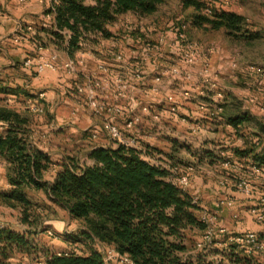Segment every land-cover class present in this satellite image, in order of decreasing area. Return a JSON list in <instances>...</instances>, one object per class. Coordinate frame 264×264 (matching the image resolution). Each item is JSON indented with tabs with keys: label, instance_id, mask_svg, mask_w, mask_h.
<instances>
[{
	"label": "rangeland",
	"instance_id": "1",
	"mask_svg": "<svg viewBox=\"0 0 264 264\" xmlns=\"http://www.w3.org/2000/svg\"><path fill=\"white\" fill-rule=\"evenodd\" d=\"M201 1L205 3L207 8H211L214 12L221 10L220 5L228 6V8L234 5L240 11L243 10L245 15H241L244 18L242 31L228 36L224 29L213 30L208 25H205V27H193L192 18L194 16V10H184L181 7L180 0H169L155 15L149 17L123 18L122 16L120 19L121 23L118 22V27H114V30L118 31L120 34L119 38L123 42H126L127 38H129L141 43V46L137 47V49L125 44L123 47L125 50H122L124 56L125 54L130 56V52L136 50V54L139 56L138 59L131 60L127 57L126 61L137 62L141 75L140 78L131 80L123 74L124 69H121L123 72L119 74H122L123 82L126 86L124 88L125 98H121L116 91L112 90L109 92L98 90L96 94H98L99 99L105 100L106 109L108 110L112 109L115 105L121 106L122 108L128 105V102L125 101L128 100L130 93H134L138 105L137 112L139 111L137 115L141 116L142 121L129 129L127 128L129 117L122 114V119L126 120L125 124H123L122 119H118L121 124L118 123V120L115 124L123 130L128 139H135V145L139 149L145 150L147 152L146 157H149L160 167L163 168L170 164L172 167L178 168L179 171L175 173H178L179 176L182 172L186 171L191 174V180L196 178L197 181L199 180V183L203 185L202 189L196 191V189L188 188V191L192 192L197 198L201 207L198 215L199 217L207 215L213 218L211 227L216 233L215 238L220 242H225L232 235L230 234L231 228L229 226L232 220L238 222L243 221L241 218V209L250 214V209L260 203V200L264 198V196H261L256 201L257 194L255 192L253 198L248 199L236 188V184L241 178L250 180L255 188L257 184L253 182V179L257 175H250L245 171H242L244 174L235 175L232 166L235 165V161H240L232 157L215 156L212 159L211 157L205 156L209 152H212L208 151L210 150L208 142H200L190 136L193 132L191 123L188 118L180 115L179 107H182L184 104L191 106L197 103V101L209 106L211 103L210 98L215 93L222 92L226 95L224 87L219 85L220 82L215 79L214 69L210 62L211 52L215 49H224L230 56L235 57V65H237L238 70L247 64L249 66L253 65L264 68V13L259 12L261 9L256 5L258 0H248L247 2L249 3L245 5H243V0ZM262 10H264V7ZM213 13H207L206 9L203 14L213 18ZM0 16H6V24L19 20L23 24V33L28 34L25 31L26 24L24 25L20 20L21 18L18 19V15L15 13L10 14L6 12L5 15ZM28 19L30 22H33V19ZM148 42L155 46V50L150 55L143 52V48ZM177 42H180V44H177ZM182 42H193L197 45L198 63L196 65L187 66L182 61L180 51ZM7 44L2 42L0 38V46L8 48L9 46ZM34 56L33 53L30 55L32 59H35ZM50 58L51 55L44 56L46 61L50 60ZM147 61L152 64L151 72L147 66L144 67ZM84 63L82 58L78 60L76 74H72L66 68H62L64 64L62 60L59 61V68L56 71L47 69L43 73H38L35 66L33 72L37 76H33V80L27 83L21 80L24 73L19 68H21L22 63H17V67L13 71L6 70L4 67L7 63L0 61V78L2 80L12 86L27 84V88L38 98L36 101L29 102L28 104L32 109L39 107L34 110L35 114H31L35 122L33 128L37 142L49 145L54 154L63 153L61 154L63 156L62 159L66 156H74L79 158L81 163L89 162L86 154L91 145L84 140H93L91 135L95 129L92 126L90 127V125L98 123L102 126L106 119L105 117H109L111 113L105 110L103 114L105 116L97 115L87 105L85 96L78 94L76 90L71 91L73 96L66 93L60 97L59 104L51 93L54 92V82L57 79H64L69 82L71 78L76 77L78 85L84 87L89 82L90 77L101 78V80L111 77L109 76L110 68L107 65H105L106 72L102 71L99 66L95 67L92 65H88V67L95 68L86 71L84 69ZM206 65H209V68ZM174 67L180 70L178 75L172 73L171 70ZM161 74H163L161 81L157 84L156 77ZM234 74H236L235 71ZM225 78L222 81L227 82V86L232 88L230 111L232 113H240L243 111L251 118L249 123H246L243 125V128L239 129L241 133L243 132L245 134L243 136L247 137L243 140L242 144H238L239 146L235 147L236 150H243V147L245 149L254 147L252 140L248 139L252 136L258 137L256 142L261 140L259 147L263 146L264 138L254 131H262L261 128H264V79L256 82L254 79L249 78L250 85L247 86L239 83V79L237 80V84H235L231 83L232 81H226ZM152 87H157V92H153ZM74 88L75 86H73ZM240 90L249 92L241 96L239 94ZM184 91H190L193 97L191 99H185L182 95ZM40 94H45V96L41 98ZM241 97L242 100H239ZM116 98L120 100L117 101ZM43 100H47L46 103ZM23 102L17 99V97L6 96L0 93V106L2 107L22 112L24 108ZM43 103H45V107ZM256 104L258 107L254 108L253 105ZM243 106L246 109L241 111ZM142 107L151 108V112H142ZM210 114L211 112L208 111L204 115L214 118ZM155 115L159 118L155 119ZM116 116L119 117L120 115L116 114L114 117ZM176 119H179L181 122H178ZM168 121L172 124L169 125L167 123ZM92 129L94 130L91 131ZM147 131V137H151L150 140L145 139V132ZM241 133L236 134L237 136H241ZM224 134L222 133L220 137L223 141ZM93 141L100 142V136ZM212 141H209V143L214 147L216 144ZM204 145H206L205 148L207 149H202ZM217 145L223 146L225 143ZM170 148H173L171 153ZM198 150H203V155L198 153ZM219 150L225 151L223 147ZM8 173V166L1 159L0 229L1 227L2 229L10 228L20 234L26 235L36 246V249L31 251V253L16 249L10 259L11 264H42L44 262L42 252L44 248L56 253L79 252L82 254H87L90 249L99 250L103 253L105 249L112 248L110 246L99 245L97 241L85 240L81 236V230L84 227L83 223L69 217L68 212L53 203L42 190H28L26 192L29 199L33 202L32 216L30 217L32 225L23 223L21 220V209L5 202L2 198V194L10 190ZM175 173H173V176L177 177ZM49 178L48 180H50ZM231 180L234 181V187L230 184ZM231 188L233 190H229ZM231 191H237L240 195H231ZM231 199L234 201L238 200L244 205L235 209V205L230 202ZM253 202L255 203L253 204ZM250 217L252 221H256L251 214ZM222 228H225V233H219ZM191 236L196 239V243L201 242L204 238V234L200 232L192 233ZM192 253H196V249ZM252 254L255 257L252 264H264V253H262V250L253 251ZM112 264L123 263L115 260Z\"/></svg>",
	"mask_w": 264,
	"mask_h": 264
},
{
	"label": "trees",
	"instance_id": "2",
	"mask_svg": "<svg viewBox=\"0 0 264 264\" xmlns=\"http://www.w3.org/2000/svg\"><path fill=\"white\" fill-rule=\"evenodd\" d=\"M53 0L45 14L49 24L37 26L32 37L47 49L54 46L71 58L83 50V44L101 45L120 37L115 25L121 17L155 15L169 0ZM184 10L193 9V27L224 29L228 36L242 31L244 18L220 10L213 18L204 15L207 6L201 0H180ZM54 9V10H53ZM132 34V32H131ZM0 93L24 101L21 111L0 106V160L9 168L10 190L2 194L5 202L21 209L22 222L31 224L33 202L28 190H42L48 198L83 223L81 236L126 254L133 264H215L209 256L220 254L219 264H252L255 259L245 247L228 244L226 250L196 252L192 233H205L208 226L199 217V202L188 190L168 180L170 172L152 164L138 150L119 144L94 146L87 151L89 162L74 156L54 161L37 142L35 114L28 101L37 98L25 87H9L0 78ZM234 128L251 121L245 112L227 118ZM264 133V128H261ZM236 150L241 159L251 160L264 175V145ZM207 156L212 157L213 155ZM56 169L54 182L47 174ZM264 242V233L259 235ZM197 245V243H196ZM195 248V249H194ZM31 253L36 249L26 235L10 228L0 229V264H11L15 250ZM42 264H106L99 250L87 254L56 253L44 248ZM227 261V263L225 262Z\"/></svg>",
	"mask_w": 264,
	"mask_h": 264
},
{
	"label": "crops",
	"instance_id": "3",
	"mask_svg": "<svg viewBox=\"0 0 264 264\" xmlns=\"http://www.w3.org/2000/svg\"><path fill=\"white\" fill-rule=\"evenodd\" d=\"M248 0H243V5H245L246 3L248 4L249 2H247ZM88 4L92 5L95 4V1L93 0H88L87 1ZM49 5V1L48 0H31V1H27L25 3H22L20 0H0V15H5V13H10V14H16L18 15L17 18L20 19L24 25H25V31L28 32L27 34V38L25 40L20 41L19 43H14L12 41V37L16 34L18 25L22 23L19 22V20L13 21L10 24H6L7 20H6V16L1 17L0 16V38L2 39V42L4 43H8L7 45L9 46L8 48H5V46H0V61L7 63L6 66L4 67L6 70H15L17 67V63H22L20 66L22 73H24V75L21 77V80H23L24 82L30 83L31 80H33V76H37L35 72H33L35 70V65L39 62L38 59H40L42 56H49L52 55L53 53H57L60 56V60H62V62H64V64L71 60H78L80 58H82V60L85 62V66L84 69L86 71H90L93 70L96 66H100L102 65V63H105L109 68H110V75L113 76L117 73L123 72L121 71V69H124V73L129 79L131 80H135L134 77V69L136 68L137 64L132 62H127L126 59L127 57H129L131 60H134V56L136 54V50H132L130 52V56H128L127 54H125V62L120 63L117 62L115 60V58L112 56V52L114 51H118V52H122V50H125L124 45L126 44L129 47H132L134 49H137V47H140L141 43L139 42H135L134 40H131L129 38H127L126 42H123L120 38L115 39V40H109L106 42H102L101 45H90V44H83V50L81 52H79L75 58H71L66 52L61 51L56 49L54 46H50L47 49H43V50H39L34 42V40L32 39V34L35 32L36 33V29L37 26L40 24H44L45 20V11L47 6ZM259 9L260 13H264V10H262V8L264 7V0H258L257 4H256ZM255 5V6H256ZM220 9L228 11V12H234L237 13L239 15H245V12H243V10H239L238 7L232 5L231 7L228 8V6H224V5H220L219 6ZM5 12V13H4ZM124 17H137L133 14H126L123 16ZM28 18L33 19V22H30V20ZM139 18V17H137ZM120 22V21H119ZM31 23V24H30ZM121 23V22H120ZM118 27V24L115 25V28ZM132 30V28H131ZM31 35V36H30ZM4 39V41H3ZM11 47V48H10ZM34 54L35 59H32L30 57L31 54ZM27 59H32L33 60V65H31L30 67L25 66V60ZM104 61V62H103ZM108 64H107V63ZM210 62L213 66L214 69V73H215V79L220 82L219 85H222L224 87V89L226 90V95H225V99L226 101H224V112L223 114L218 117V118H211L208 117L206 115H204L205 113H207L208 111H210L212 108H210L207 104L204 103H200L197 101V103L194 104H190L191 106H189V104H184L182 107H179V113L181 116H184L186 118L189 119V122L191 123V127H192V135H190L191 137H193V139H196L200 142H208L209 146H210V150L208 151H212L209 152L211 155H213L211 158L214 159L215 156L218 157H232L234 159L239 160L240 162H234L235 165L232 166L233 168V172L235 173V175H241L244 174L242 171H245L246 173L248 172V174H250V165L252 164V161L249 159H241L237 154H236V148L237 146H239L238 144H242L243 140L247 137V136H243L245 135L243 132L241 133V131L239 129L243 128V125L239 128H234L231 124L228 123L227 118L233 114H236L235 112H231L230 108H231V103H232V88H230L229 86H227V82H223L222 80H224L223 78L226 77V81L228 80V82L232 81L231 83H235L237 84V80L239 79V83H241L242 85H247L249 86V78L254 79V81L259 82L260 80L264 79V68L261 67H257V66H249L248 64L243 67L242 69H237V65L236 64V60L235 57L230 56L228 54V52L226 53V51L224 49H218V50H213L211 52V59ZM112 63V64H111ZM150 62H146L145 66H147V68L152 69V64ZM83 64V63H82ZM88 65H92L95 66L94 68H89ZM19 66V65H18ZM63 68V66H62ZM234 71L236 74H234ZM149 74V72H148ZM78 80H76V77L71 78V80L69 82H67V80L64 79H57L54 82V88L51 94L54 96V99H56L57 103L59 104L60 101V97L64 96L66 93L69 94L70 96H73V93L71 92L72 90H76L77 91V87L79 86L77 83ZM89 83V82H88ZM88 83L85 85L87 86ZM224 83V84H222ZM3 84L12 88L15 87H25L27 90H29L32 94H34L29 88H27V84L24 85H15L12 86L9 83H7L6 81L3 80ZM73 86H75V88L73 89ZM221 87V86H220ZM66 89V92H65ZM249 92V91H248ZM245 90H240L239 94H241V96H243V94L246 95V93H248ZM78 93V91H77ZM3 94V93H1ZM79 94V93H78ZM5 95V94H4ZM83 95V94H80ZM6 96H11V95H6ZM36 96V95H35ZM85 96V95H84ZM12 97H16V96H12ZM128 100L125 102H128V105L123 106L124 108V112L122 113L123 115L125 114L127 117H131L133 114H135V112H137L138 110V105H137V100L136 97L134 95V93H130V96H128ZM38 99V98H36ZM36 99L28 101V102H33L36 101ZM117 101L120 100L119 98H116ZM211 99V98H210ZM86 100V97H85ZM239 100H242V97L239 98ZM45 101V100H43ZM47 101V100H46ZM45 101V103H46ZM42 103V102H39ZM45 103H43V106L45 107ZM61 103V102H60ZM29 104V103H27ZM257 104H259L257 102ZM256 105H253L254 108L258 107ZM41 105V104H40ZM199 105V106H198ZM246 109L244 106L242 107L241 111ZM264 109V108H263ZM263 111V110H262ZM166 112V111H164ZM243 112V111H242ZM118 119H122V116L120 115L119 117L116 116L113 118L114 122H116ZM123 120V124H125L126 120ZM178 122H181L179 119H176ZM91 121V120H90ZM119 124L120 120H118ZM169 125H171V122H167ZM94 124V123H93ZM91 124L90 127H94L95 130H98L100 132V142H96V141H91L89 139H85L84 141L89 142V144L91 145L90 149L94 146H111L112 143L110 142V140L108 139L105 131L101 128L100 124H95L93 125ZM94 129H92L91 131H93ZM256 134L261 135L262 138H264V134L262 133L261 130H258L257 132L254 131ZM145 139L150 140L151 137H147L148 135V131L145 132ZM225 133L223 135L224 141L220 139V137L222 136L221 134ZM236 133H241V136H237ZM249 140L251 139L252 142L256 143V140L258 139V137H251L248 138ZM89 140V141H88ZM213 140V141H212ZM209 141L211 142H215V146L212 147V145L209 143ZM259 141V140H258ZM257 141V142H258ZM96 142V143H94ZM221 143H225V145L223 146H219L217 144H221ZM38 146L46 153H48V155L54 160V161H61V159L63 158V156L61 154H54L52 153V149L49 147V145L45 144V143H41L38 142ZM206 145H204L202 147V149H207L205 148ZM223 147L225 149V151H220L219 149ZM214 148V149H213ZM173 148H170V153L172 152ZM199 149V148H197ZM245 149V147H243V150ZM199 151V150H198ZM207 151V150H206ZM198 153L203 155V150L199 151ZM209 154V155H210ZM175 155V154H174ZM207 156V155H205ZM203 157V156H201ZM210 157V156H209ZM55 175H56V169L53 168L48 174H47V179L48 177H50V181L54 182L55 179ZM231 185L234 187V181L231 180L230 181ZM253 182L255 184H257V186H255L254 190L257 194V198L256 201L259 200V198L261 196H264V175L260 174L258 176H256L253 179ZM202 184L199 183V180L197 181L196 179L191 180L190 183V187L189 189H196V191L199 189H202ZM232 187V188H233ZM229 189V190H233V189ZM190 192V191H189ZM192 195H194L192 192H190ZM231 195H240L237 191H231ZM233 205H235V209L237 207H241L244 204L240 203V201L236 200H232L230 201ZM255 202H253L254 204ZM241 214H242V222H238V221H233L229 224L231 231L230 234L232 235H238V234H242V233H246V232H255L258 235L263 234L264 233V224L258 223L257 221H252V218L250 217V214H248V212L246 213L245 211H243L241 209ZM69 215V213H68ZM69 217H71L69 215ZM262 253H264V250H262ZM219 256V254H218ZM221 256V255H220ZM223 259V257H222ZM227 263V261H225Z\"/></svg>",
	"mask_w": 264,
	"mask_h": 264
},
{
	"label": "built area",
	"instance_id": "4",
	"mask_svg": "<svg viewBox=\"0 0 264 264\" xmlns=\"http://www.w3.org/2000/svg\"><path fill=\"white\" fill-rule=\"evenodd\" d=\"M20 1L25 3L28 0H20ZM48 1H49V5L47 6L46 9L51 8L53 5V0H48ZM207 13L212 14V9L207 8ZM45 20L46 21L44 22V24L45 25L49 24L50 21L52 20V15L51 14H45ZM23 32H24L23 27L21 24H19L17 31H16V34L12 37V41L14 43H19L20 41L25 40L27 38V34H24ZM35 35H36V33L34 32L32 34V37H34ZM33 40H34L37 48L39 50H43V48H41L38 41L35 39H33ZM177 44H180V42H177ZM154 50H155V46L151 45L150 42H148V44H146L143 48V52L146 53L147 55L148 54L150 55V53ZM180 51L182 54V61L184 62V64H186L187 66H194L198 63V59H197L198 54H197V45L196 44H194L193 42H182V45H180ZM112 56L115 58V60L117 62H120V63L125 62V56L123 55L122 52L114 51V52H112ZM138 57L139 56L137 54H135L134 60H137ZM78 60L71 59V60L67 61L65 64H63V68H66L68 70V72H70L72 74H76L77 73L76 66H77ZM59 61H60V56L57 53H53L51 55L50 60H47V61L44 59V56H42L39 59V62L35 65L36 71L38 73H43L47 69L56 71L59 68ZM32 64H33V61L31 59H27L25 61V66H27V67H30ZM103 64L104 63H102V65H100L99 68L102 71L106 72V70H107L105 67L106 64H104V65ZM136 64H137V62H136ZM206 66H207V68H209V65H206ZM171 71L174 75H178L180 72V70L176 67L172 68ZM163 74L156 77V83L157 84L161 81V77ZM140 75H141V72L138 69V64H137L136 68L134 69V77L140 78ZM109 76H111V75H109ZM125 87L126 86L124 85L122 74L117 73L111 77L104 79V80L103 79L101 80V78L98 79V78L90 77L88 85L84 86V87L78 86L77 91L79 94L85 95L87 105L97 115L105 116V115H103L105 110L107 112L111 113L109 115V117H105L106 119H105L103 125L101 126V128L105 131V133H106L108 139L110 140V142L112 143V145L117 146L119 144H122V145H125L127 147L134 148V149L138 150L139 152H141V155L143 158L150 161L152 164L159 166L154 161H152L149 157L148 158L146 157L147 152L145 150H141L137 147V145H135V141H136L135 139H128L126 137V134L123 132V130H121V128L115 124V122L113 120L114 116L116 114L122 115V113L124 112V108H122L121 106L115 105L112 107V109L107 110L105 100L99 99L98 94H96V92L98 90H102L103 92H109L110 90H112V91H116L118 96H120L121 98H125L126 97V94L124 92ZM151 89L153 92H157V90H158L157 87H152ZM182 95L185 99H191L193 97V94L190 91H184L182 93ZM44 96H45V94H40L41 98H43ZM210 100H211V103L209 104V107L212 108L210 110V112H211L210 115L213 116L214 118L220 117L224 112V100H225L224 93L217 92L214 94V96ZM38 108L35 107V108H33V109L31 108V109L34 111L35 109H38ZM141 109H142V112H144V113H150L151 112V108H149V107H142ZM138 112H135V114H133L129 118V120L127 122V128L131 129L134 125H136L142 121L141 116L137 115ZM174 112H175V110H174ZM154 118L158 119L159 117L157 115H155ZM99 135H100V132L98 130H94L91 137L93 140H96ZM163 169H166L170 172V176L168 178L169 181H171L173 184H175L176 186H178L182 190H185V191L188 190V188L190 187V183H191V174L189 172H186V171L182 172V174L179 176L178 173L177 174L175 173L176 171H179L178 168L172 167L170 164H169V166H164ZM249 169H250V175H257L258 176V175L262 174L261 169L256 164H251ZM173 173H175L176 174L175 176H177V177H174ZM236 188L240 193H242L248 199H252L254 194H255L254 186L250 180H246V179L241 178L237 182ZM195 202H198L196 197H195ZM249 213L253 216V218L256 221L264 224V198H262L260 200V203H258L257 205H254V207H252L250 209ZM200 218L204 223L207 224L208 228L204 233L203 240L201 242L197 243L196 252L208 253L211 249H217V250L223 251V250H226L228 248V244H230V243L231 244L232 243L233 244H239V245L245 247L248 253H251V252L256 251V250H264V242L260 241L259 235L257 233H254V232H246V233H242V234H238V235H230L225 242H220L215 238L216 233H215L214 229L211 227V223H212L213 218H210L207 215H202ZM225 232H226L225 228H222L219 233H225ZM102 254L104 256V260H105L106 264H112L113 261H115V260H117L123 264H133L132 260L129 258L128 255L119 253L113 247L105 249ZM209 260L213 261L215 264H219L223 259H222V256H220V254H219V256L217 254V255L209 256Z\"/></svg>",
	"mask_w": 264,
	"mask_h": 264
}]
</instances>
